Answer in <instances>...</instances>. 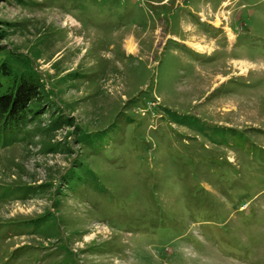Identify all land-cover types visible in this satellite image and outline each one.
Listing matches in <instances>:
<instances>
[{"label": "rangeland", "instance_id": "1", "mask_svg": "<svg viewBox=\"0 0 264 264\" xmlns=\"http://www.w3.org/2000/svg\"><path fill=\"white\" fill-rule=\"evenodd\" d=\"M0 28L45 86L0 122V264H264V0H0Z\"/></svg>", "mask_w": 264, "mask_h": 264}, {"label": "trees", "instance_id": "2", "mask_svg": "<svg viewBox=\"0 0 264 264\" xmlns=\"http://www.w3.org/2000/svg\"><path fill=\"white\" fill-rule=\"evenodd\" d=\"M5 38L0 28V56L6 51L2 46ZM10 54L0 58V122L5 125L37 118L43 113L45 100V86L38 72L26 67L25 61L16 60L18 66H14L9 62L15 60ZM62 124L59 118L52 126L61 129Z\"/></svg>", "mask_w": 264, "mask_h": 264}, {"label": "bare ground", "instance_id": "3", "mask_svg": "<svg viewBox=\"0 0 264 264\" xmlns=\"http://www.w3.org/2000/svg\"><path fill=\"white\" fill-rule=\"evenodd\" d=\"M72 24H74V22L72 21ZM216 26L217 27H219L220 25H219V21H217V24H216ZM230 36H231V38H230V40L232 41V40H234V35H233V33H231V31H230ZM193 47H195L198 51H203L202 49L203 48H201V47H199V46H193ZM125 48H126V50L129 52V53H136L137 52V46L135 45V41H134V39L133 38H129L127 41H126V43H125ZM244 64V63H243ZM242 67H244V66H242Z\"/></svg>", "mask_w": 264, "mask_h": 264}]
</instances>
